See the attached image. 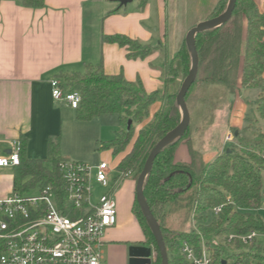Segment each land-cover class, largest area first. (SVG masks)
I'll list each match as a JSON object with an SVG mask.
<instances>
[{
  "label": "trees",
  "instance_id": "1",
  "mask_svg": "<svg viewBox=\"0 0 264 264\" xmlns=\"http://www.w3.org/2000/svg\"><path fill=\"white\" fill-rule=\"evenodd\" d=\"M227 1L220 0L212 18L225 12ZM22 3L32 8L44 6L43 0H22ZM147 4L148 0H140L142 9ZM244 19L247 21L245 37ZM102 42L125 49L129 60H146L156 52L166 57L162 93L147 92L140 78L128 81L123 72L106 74L102 62L86 65L82 73L59 75L66 92H78L81 96V103L76 109L78 121L90 122L106 115L118 116L119 128L113 140L103 142L101 149L120 157L117 164L120 174L130 173L138 180L153 148L181 122V112L176 103L178 91L171 88L175 86L178 74L186 76L190 70L189 51L185 42L169 61L162 45L152 47L122 34H103ZM197 49L200 64L194 85L201 81L202 74H206L202 82L223 85L234 94L241 79L242 87L261 91L256 104L259 116L264 118V13L255 1L238 0L228 23L198 35ZM176 60L179 61L178 67L174 64ZM190 91L186 96L187 105ZM157 103L160 107L152 115V108ZM191 128L192 125L178 143L160 153L144 188L151 211L161 226L169 264H190L181 254L184 243L193 245L197 253L205 248L213 264H223L224 261L227 264L237 261L241 264H264V246L234 247L227 242L230 235L264 231V221L256 214L264 200V136L259 134L256 139H250L238 135L240 154L231 149V154L225 152L195 169L194 165L175 162V152L190 136ZM20 143L21 163L14 168V190L27 193L37 186L40 189L52 186L60 191L59 165L68 161V157L62 154L60 139L50 140L46 160L29 159L26 140ZM219 207L221 212L213 214L209 221V213ZM133 213L144 232L146 244L156 247L154 264H162L155 237L136 199ZM178 215L184 217V223L194 217L199 223L200 234L173 233L174 230L169 227L173 226ZM4 245V241L0 240V255Z\"/></svg>",
  "mask_w": 264,
  "mask_h": 264
},
{
  "label": "crops",
  "instance_id": "2",
  "mask_svg": "<svg viewBox=\"0 0 264 264\" xmlns=\"http://www.w3.org/2000/svg\"><path fill=\"white\" fill-rule=\"evenodd\" d=\"M43 1V7L32 8L24 6L22 0H0V155L9 153V142L26 140L27 157L46 160L51 139L59 138L62 148L68 141L77 142L76 132L80 131L82 122L78 121L76 110L53 97L52 82L58 80L62 84L61 74L82 73L86 65L102 62L106 74L123 72L128 81L140 78L147 92L164 87L166 57L161 52L146 60H129L125 49L104 44L103 34H122L149 45L154 43V33L158 32L157 46L164 47L169 61L178 51V48L167 49L164 40L169 35L168 10L176 8L179 0H148L144 9L140 0H133L116 13L112 12L119 9V0ZM187 1L189 7H209L206 4L209 0ZM254 1L264 13V0ZM212 2L214 10L220 0ZM201 22L199 19L197 23ZM243 29L245 37V19ZM161 56L163 64L159 62ZM153 62L162 68H150L152 78L146 80L142 73ZM260 92L242 87L241 79L236 92H229L231 107L227 125L222 127L221 144L214 154L202 156L205 164L228 150L232 143H227L225 136L231 132L245 137L253 136V132L264 136V118L259 116L256 104ZM159 107L160 103L153 106L152 115ZM113 137L114 133L112 137L106 136L105 141ZM190 146L188 143L180 146L176 152L178 162L194 161L196 147L194 143ZM14 178L13 168H0V200L15 192ZM126 184V189L119 193L118 226L105 237L103 264H130V248L147 246L133 213L136 182L128 178ZM256 214L264 221V200Z\"/></svg>",
  "mask_w": 264,
  "mask_h": 264
},
{
  "label": "built area",
  "instance_id": "3",
  "mask_svg": "<svg viewBox=\"0 0 264 264\" xmlns=\"http://www.w3.org/2000/svg\"><path fill=\"white\" fill-rule=\"evenodd\" d=\"M52 88L54 99L64 100L74 110L79 107L78 92H66L58 80L52 82ZM233 137L232 133L226 135V142L231 143ZM9 149V153L0 155V168L14 169L21 163L20 141L9 142ZM59 171L60 191L47 186L35 197L15 191L0 200V240L5 244L0 264H103L106 234L118 223L115 189H109L112 169L108 162L94 168L65 161ZM127 175L119 173L118 179ZM95 184L108 191L95 198ZM220 212L221 207L213 210L215 215ZM227 242L234 247L264 246V231L230 235ZM155 254L153 250L152 264ZM181 254L190 264H213L205 248L197 253L193 245L184 243Z\"/></svg>",
  "mask_w": 264,
  "mask_h": 264
},
{
  "label": "rangeland",
  "instance_id": "4",
  "mask_svg": "<svg viewBox=\"0 0 264 264\" xmlns=\"http://www.w3.org/2000/svg\"><path fill=\"white\" fill-rule=\"evenodd\" d=\"M190 2L187 0H179L177 2L176 8H169L168 10V17H169V35L168 39L164 40L165 47L178 50L181 48L183 43H185L186 36L188 32L194 28L198 22L199 19L206 21L211 19L213 14V8L212 5L214 2L212 0H209L206 4L209 5L207 7L203 8H193L189 7L188 4ZM229 0L226 2V9L228 6ZM171 7V6H170ZM225 9V11H226ZM159 33H154V43H150L149 45L152 47H157L159 44V41H157ZM170 46V47H169ZM168 51V50H167ZM156 54V53H155ZM160 54V53H159ZM163 57L161 56L159 58V62L163 64ZM179 61H175L174 64L176 67ZM148 68H145V70L142 73L143 78L146 80L149 78H152V74L150 73V68L155 70H161L159 68H162V65H158L157 62L150 63L147 65ZM190 68H191V58H190ZM190 70L188 71V73ZM188 73L186 76H183L182 73L178 74L175 78V86H172V90L174 91H180L181 86L188 76ZM206 76V74L201 75V81L199 83L193 86V88L190 91V98L188 103V108L191 115V132L190 136L186 138L181 144L185 145L186 143L190 144L192 146V143L195 144L196 147V153L193 157L194 161L189 163H180L176 160V152H175V162L177 164H187V165H194L193 167L200 168L203 164H205L204 156L205 154L212 152L214 154L217 150H219V145L221 144V133H222V127H225L227 125L228 117H229V111H230V95L229 92H231L230 89L223 85H209L207 83L202 82V79ZM164 87H160V89H157L156 91L162 93ZM193 90V93H191ZM261 93V92H260ZM260 95V94H259ZM209 100L211 101L210 104H206L202 100ZM208 111L209 116L205 117L206 112ZM219 111V112H218ZM217 113H219L217 115ZM182 116V115H181ZM217 117V118H215ZM80 122V121H79ZM80 131L76 132V135L78 136L77 142H66L63 145H61V148L63 149V154L68 157V161L71 162H81L87 165H90L94 168L100 165L103 160H106L111 169L112 173L109 175V189L113 186L115 189V199L118 205V199H119V193L126 189V180L128 178L134 179L135 182H137L134 176L132 174L130 176L127 175L124 179H118L119 178V172L117 171V164L119 162V156H114L113 154H107L105 151L101 149V144L103 142H106V136L109 135L112 137L113 133L115 136L116 131L119 128V118L118 116H102L99 118H96L90 122H82L80 123ZM233 134V141L232 144L228 149H234L236 153L240 154L241 148L239 145V142L237 140V137H235ZM104 135V136H103ZM257 132H253V136L249 137L257 138L258 137ZM226 137V136H225ZM114 138V137H113ZM189 139V140H187ZM113 140V139H112ZM190 146V147H191ZM227 151V150H226ZM224 151L223 153H225ZM222 153V154H223ZM191 156V155H190ZM196 159V160H195ZM215 159V158H214ZM213 159V160H214ZM108 189H104L99 185L94 186V196L95 198L100 197L101 195H104ZM27 196H38L40 195V187H34L27 193H25ZM119 210V208H118ZM205 216H208L205 215ZM213 212L209 213V221L213 218ZM119 217V215H118ZM201 224V223H200ZM208 224V223H207ZM199 223H197L193 217L184 223V217L182 216H176L175 221L173 222V226L169 227L170 230H174L173 233H195L200 234L199 232ZM118 226V223H117ZM116 226V227H117ZM168 229V230H169ZM148 247H151L154 252L156 253L155 256H157L156 247L151 245H147ZM157 259V257H156Z\"/></svg>",
  "mask_w": 264,
  "mask_h": 264
},
{
  "label": "water",
  "instance_id": "5",
  "mask_svg": "<svg viewBox=\"0 0 264 264\" xmlns=\"http://www.w3.org/2000/svg\"><path fill=\"white\" fill-rule=\"evenodd\" d=\"M132 1L133 0H119V3L120 6L123 7L127 6ZM237 1L238 0H229L227 9L223 14L197 24L188 32L185 42L191 58V68L188 76L186 77L181 86L176 100L177 106L182 115L181 122L176 128L166 134L156 144V146L151 151L144 165L143 171L141 172L136 182V200L141 208V211L147 221L148 226L151 229L152 234L155 237L157 249L162 259V264H169V256L161 226L155 218L154 214L152 213L145 196V183L150 174L152 173L155 161L160 155V153L166 148L178 143L185 136L190 127L191 115L186 102V96L194 85V83L196 82L199 73L200 57L197 49L198 35L207 31L216 30L228 23L233 17ZM129 124L131 125V122ZM237 136L238 133L235 134V137ZM226 152L227 154L232 153L230 149H228ZM129 254L130 264H152L153 249L151 247L132 246L129 250ZM223 264H226V261H224Z\"/></svg>",
  "mask_w": 264,
  "mask_h": 264
}]
</instances>
